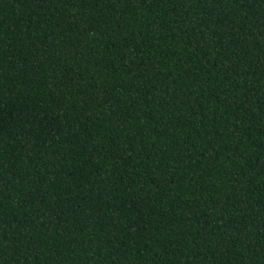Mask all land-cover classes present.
I'll return each mask as SVG.
<instances>
[{"label": "trees", "instance_id": "trees-1", "mask_svg": "<svg viewBox=\"0 0 264 264\" xmlns=\"http://www.w3.org/2000/svg\"><path fill=\"white\" fill-rule=\"evenodd\" d=\"M0 264H264V0H0Z\"/></svg>", "mask_w": 264, "mask_h": 264}]
</instances>
